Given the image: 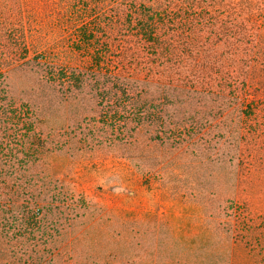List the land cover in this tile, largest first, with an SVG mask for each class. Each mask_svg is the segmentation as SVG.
Listing matches in <instances>:
<instances>
[{"label":"rangeland","instance_id":"obj_1","mask_svg":"<svg viewBox=\"0 0 264 264\" xmlns=\"http://www.w3.org/2000/svg\"><path fill=\"white\" fill-rule=\"evenodd\" d=\"M123 2L0 0L10 90L35 95L34 56L81 68L98 53L109 59L107 24ZM196 7L192 39L208 52L207 75L218 79L212 90L220 94L204 95L194 79L176 84L198 91L194 101L206 97L209 108L189 109L193 121L203 126L208 114L212 122L202 152L106 146L84 123L95 110L91 90H78L77 102L76 91L37 88L45 101L32 109L39 144L31 171L74 202L59 244L70 254L65 264H264V0H198ZM131 217L142 221L133 226L138 241Z\"/></svg>","mask_w":264,"mask_h":264},{"label":"trees","instance_id":"obj_2","mask_svg":"<svg viewBox=\"0 0 264 264\" xmlns=\"http://www.w3.org/2000/svg\"><path fill=\"white\" fill-rule=\"evenodd\" d=\"M197 2L124 0L111 10L107 24L112 45L104 49L112 56L106 59L101 56L107 52L98 53L95 63L86 68L34 56L33 73L40 80L35 90L42 86L66 95L76 91L77 102L81 101L78 90H91L95 110L89 111L92 118L84 123L91 121L97 133L92 136L108 139L106 146L139 151L148 143L158 149L190 147L193 153L202 152L212 122L208 114L203 126L193 121L189 109L209 108L206 97L194 101L198 91H190L187 82V86L176 84L180 78L194 79L193 88L205 90L204 95L220 94L212 90L218 79L207 75L213 70L207 69L212 67L208 52L192 39L190 19L197 15ZM8 57L0 51V264H65L70 254H64L59 244L64 245L61 234L73 218L74 202L32 175L31 159L39 144L32 136L37 119L32 109L45 100L36 91L18 95L10 90ZM129 221L130 233L138 241L142 233L133 226L142 221L136 217Z\"/></svg>","mask_w":264,"mask_h":264}]
</instances>
